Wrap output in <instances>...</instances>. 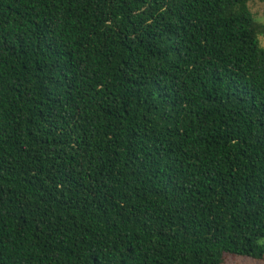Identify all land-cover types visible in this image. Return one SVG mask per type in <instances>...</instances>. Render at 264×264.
Here are the masks:
<instances>
[{"label":"trees","instance_id":"16d2710c","mask_svg":"<svg viewBox=\"0 0 264 264\" xmlns=\"http://www.w3.org/2000/svg\"><path fill=\"white\" fill-rule=\"evenodd\" d=\"M251 1L0 0V264L264 260Z\"/></svg>","mask_w":264,"mask_h":264},{"label":"rangeland","instance_id":"374dc122","mask_svg":"<svg viewBox=\"0 0 264 264\" xmlns=\"http://www.w3.org/2000/svg\"><path fill=\"white\" fill-rule=\"evenodd\" d=\"M250 11L255 19L264 25V2L252 0L249 3ZM260 47L264 48V36L260 37ZM264 244V239L261 241ZM224 264H264V260H255L248 257L226 256Z\"/></svg>","mask_w":264,"mask_h":264}]
</instances>
